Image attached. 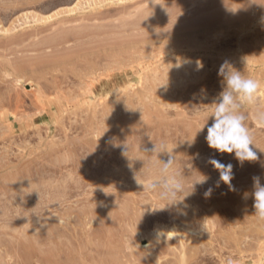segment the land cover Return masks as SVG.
<instances>
[{
  "label": "rangeland",
  "instance_id": "1",
  "mask_svg": "<svg viewBox=\"0 0 264 264\" xmlns=\"http://www.w3.org/2000/svg\"><path fill=\"white\" fill-rule=\"evenodd\" d=\"M224 61L260 83L243 164L205 139ZM162 144L190 196L158 210ZM263 169L264 0H0V264H264Z\"/></svg>",
  "mask_w": 264,
  "mask_h": 264
},
{
  "label": "clouds",
  "instance_id": "2",
  "mask_svg": "<svg viewBox=\"0 0 264 264\" xmlns=\"http://www.w3.org/2000/svg\"><path fill=\"white\" fill-rule=\"evenodd\" d=\"M200 66L202 67V65ZM217 75L222 77V91L219 93L218 101L212 103L211 107L203 113L206 123L209 118L213 119V122L207 127V135L205 137L207 145L219 153H234L235 158L241 164L244 161H255L258 156L253 150L252 146L255 145L245 124L246 116L243 114L242 109L246 105H252L255 102L260 83L244 76L242 71L236 70L228 61H224L220 65ZM202 91L204 90L202 89ZM114 93L117 96L119 95L118 90L114 91ZM206 123L199 128L198 132L205 128ZM193 141H187L189 146H191ZM152 153H156L157 156L160 153H167L168 159L166 162L159 159L160 166L155 178L147 181H138L136 177L134 178L138 184L142 185L143 191L158 192L160 197L168 202L165 207L158 210H164L169 206L178 207L189 194L183 196L182 199L180 198L184 192V184L181 175L173 168L176 160L175 155H173V149L169 150L166 145L162 144L158 150L156 145H154ZM208 163L219 171L220 181L228 185L231 190H234L231 185L233 165L231 163L222 164L213 158H210ZM206 179L205 177L200 183L205 182ZM253 182L254 190L251 195L254 198V215L259 220L264 221V186L261 185L259 177H253ZM211 191L212 189L209 188L205 192V196H210ZM247 196L248 193H245V198ZM151 210L156 211L152 208ZM159 236H163V232L158 233Z\"/></svg>",
  "mask_w": 264,
  "mask_h": 264
},
{
  "label": "bare ground",
  "instance_id": "3",
  "mask_svg": "<svg viewBox=\"0 0 264 264\" xmlns=\"http://www.w3.org/2000/svg\"><path fill=\"white\" fill-rule=\"evenodd\" d=\"M78 7V6H77ZM77 10H79V9H77ZM76 10V11H77ZM70 11V10H69ZM72 11V10H71ZM74 11H75V9H74ZM73 11V12H74ZM68 12V11H67ZM72 13V12H71ZM66 14V13H65ZM50 17V16H49ZM51 18V17H50ZM39 20V19H38ZM44 20H47V19H44ZM49 20V19H48ZM42 21V20H41ZM35 22V21H34ZM41 28V27H40ZM63 40V39H62ZM66 42V41H65ZM96 64V63H95ZM86 66V65H85ZM90 66V65H89ZM119 66V65H118ZM94 68H96L95 66L94 67H92L91 68V70L93 71V72H91V70L89 71V73L91 72V74L93 73L94 74V70H97V69H94ZM98 68V67H97ZM99 69V68H98ZM101 73V72H100ZM88 74V73H87ZM86 75V74H85ZM84 76V75H83ZM82 76V77H83ZM89 76V75H88ZM92 78V77H91ZM56 80V79H55ZM92 80V79H91ZM94 80V79H93ZM83 81V80H82ZM79 82H80V80H79ZM129 83V82H128ZM82 84V83H81ZM84 84V83H83ZM85 86V85H84ZM128 86V85H127ZM173 139V138H172ZM171 141V140H170ZM167 142V141H166ZM135 152V151H134ZM141 153V152H140ZM148 153V152H147ZM145 155V154H144ZM127 156V155H126ZM151 156V155H150ZM128 157V156H127ZM131 158V157H130ZM141 158V157H140ZM200 158V157H199ZM134 159V158H133ZM130 160V159H129ZM132 160V159H131ZM148 161V160H147ZM132 163V162H131ZM136 163V162H135ZM176 163V162H175ZM205 163V162H204ZM185 165V164H184ZM140 166V165H139ZM151 165H149V167H150ZM157 166V165H156ZM174 166V165H173ZM152 167V166H151ZM177 167V166H176ZM208 169V168H207ZM264 170V169H263ZM145 171H146V169H145ZM144 171V172H145ZM152 171V170H151ZM154 171V170H153ZM156 171H157V169H156ZM141 172V171H140ZM144 172H142V173H144ZM129 173V172H128ZM148 173V172H147ZM152 173V172H151ZM197 174V173H196ZM207 174V173H206ZM210 174V173H209ZM129 175V174H128ZM151 176H153L152 174H150ZM156 175V174H155ZM199 175V174H198ZM203 175V174H202ZM132 176V175H131ZM145 176H146V174H145ZM139 177V176H138ZM143 177H144V175H143ZM148 177V176H147ZM147 177H145V178H147ZM133 178V177H132ZM202 179H203V177H201ZM208 178V177H207ZM138 179H140V178H138ZM152 179H153V177H152ZM192 179V178H191ZM209 179V178H208ZM212 179V178H211ZM143 180V179H142ZM147 180V179H146ZM184 180V179H183ZM195 180V179H194ZM193 180V181H194ZM131 181V180H130ZM209 181V180H208ZM210 182V181H209ZM132 183V182H131ZM185 183H187V182H185ZM133 184H134V182H133ZM195 184V183H194ZM198 184V183H197ZM212 184V183H211ZM129 185V184H128ZM189 186V185H188ZM195 186V185H194ZM194 190V189H193ZM196 190H198V189H196ZM155 194V193H154ZM188 194H189V192H188ZM194 195V194H193ZM192 195V196H193ZM198 195V194H197ZM199 195H201V194H199ZM190 196V195H189ZM156 198V197H155ZM159 198H160V196H159ZM158 197H157V199H159ZM192 198V197H191ZM152 199H154V198H152ZM162 199V198H161ZM149 200V199H148ZM160 200V199H159ZM150 201V200H149ZM162 201V200H161ZM186 201V200H185ZM197 201V200H196ZM163 202V201H162ZM190 202V201H189ZM148 203V202H147ZM154 203V202H153ZM157 203V202H156ZM165 203V202H164ZM145 204V203H144ZM149 204V203H148ZM161 205V204H160ZM142 206V205H141ZM191 206V205H190ZM127 207H129V206H127ZM138 207V206H137ZM153 207V206H152ZM155 207V206H154ZM189 208V207H188ZM146 209V208H145ZM179 209V208H178ZM180 209H182V208H180ZM193 209V208H192ZM142 210V209H141ZM187 211V210H186ZM191 211V210H190ZM138 212V211H137ZM183 212V211H182ZM156 213V212H155ZM135 214V213H134ZM142 215V214H141ZM154 215V214H153ZM159 215V214H158ZM97 216V215H96ZM95 216V217H96ZM62 217V216H61ZM60 217V218H61ZM68 217V216H67ZM201 217V216H200ZM203 217V216H202ZM94 218V217H93ZM98 218H100V217H98ZM101 219V218H100ZM141 219H142V217H141ZM211 219V218H210ZM134 220V219H133ZM186 220V219H185ZM141 221V220H140ZM195 221V220H194ZM53 222V221H52ZM57 222V221H56ZM210 222V221H209ZM212 222V221H211ZM51 223V222H50ZM182 223H183V221H182ZM198 223V222H197ZM213 223V222H212ZM62 224V223H61ZM64 224V223H63ZM152 224V223H151ZM168 224V223H167ZM191 224V223H190ZM199 225V224H198ZM62 226V225H61ZM158 226V225H157ZM214 226V225H213ZM57 227V226H56ZM50 228V227H49ZM64 229V228H63ZM157 229V228H156ZM162 229H163V227H162ZM168 229V228H167ZM211 229V228H210ZM175 230H177V228L175 229ZM46 231H47V229H46ZM157 231H158V229H157ZM165 232H166V230H165ZM164 232V233H165ZM174 233V231H171L170 232V234H169V236L171 237V236H173V235H175V233ZM144 235V234H143ZM142 235V236H143ZM165 236V235H164ZM144 237V236H143ZM155 237H157V236H155ZM155 237H152V238H155ZM161 237V236H160ZM176 237V236H175ZM142 238V237H141ZM158 238V237H157ZM156 238V239H157ZM169 239V238H168ZM174 239V238H173ZM172 239V240H173ZM177 239V238H176ZM182 239V238H181ZM158 241V240H157ZM168 241V240H167ZM172 243V242H171ZM176 243V242H175ZM173 244V243H172ZM178 244V243H177ZM263 244V243H262ZM186 245V244H185ZM168 246H170V244H168ZM177 247H178V245H177ZM260 247V246H259ZM191 248V247H190ZM261 248V247H260ZM263 248V247H262ZM180 250H182V249H180ZM263 251V250H262ZM186 253V252H185ZM74 255V254H73ZM183 258V257H182ZM82 259H83V257H82ZM181 264H186L185 262L184 263H181ZM253 264H255V263H253Z\"/></svg>",
  "mask_w": 264,
  "mask_h": 264
}]
</instances>
